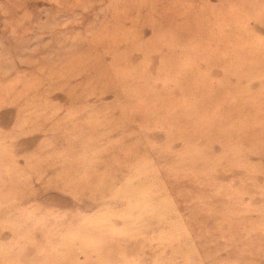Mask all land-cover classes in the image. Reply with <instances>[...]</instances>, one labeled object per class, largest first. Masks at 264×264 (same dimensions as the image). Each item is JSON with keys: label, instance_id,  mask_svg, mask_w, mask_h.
Returning a JSON list of instances; mask_svg holds the SVG:
<instances>
[{"label": "rangeland", "instance_id": "rangeland-1", "mask_svg": "<svg viewBox=\"0 0 264 264\" xmlns=\"http://www.w3.org/2000/svg\"><path fill=\"white\" fill-rule=\"evenodd\" d=\"M0 264H264V0H0Z\"/></svg>", "mask_w": 264, "mask_h": 264}, {"label": "bare ground", "instance_id": "bare-ground-1", "mask_svg": "<svg viewBox=\"0 0 264 264\" xmlns=\"http://www.w3.org/2000/svg\"><path fill=\"white\" fill-rule=\"evenodd\" d=\"M190 52V51H189ZM189 54V53H188ZM186 57V56H185ZM3 249V248H2ZM3 261H4V259H3Z\"/></svg>", "mask_w": 264, "mask_h": 264}]
</instances>
